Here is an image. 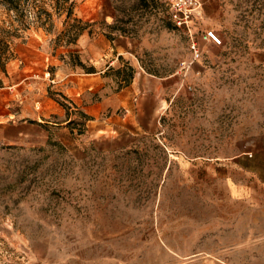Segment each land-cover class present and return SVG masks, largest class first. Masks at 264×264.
<instances>
[{
	"label": "rangeland",
	"instance_id": "rangeland-1",
	"mask_svg": "<svg viewBox=\"0 0 264 264\" xmlns=\"http://www.w3.org/2000/svg\"><path fill=\"white\" fill-rule=\"evenodd\" d=\"M71 1L83 34L133 39L127 57L145 72L185 80L164 84L143 145L115 156L98 151V139L114 132L96 133L99 123L79 115L72 136L50 126L45 138L38 118L22 114L37 109L34 88L24 86L10 104L31 139L14 141L0 117V264H264V0H222L219 15L202 13L195 36L213 30L223 43L197 70L190 38L163 0ZM35 13L23 28L0 6V27L17 30L7 38L8 65L18 47L45 35L54 56L68 50L87 72L64 18L48 33ZM129 63L120 58L105 72L116 82L110 92Z\"/></svg>",
	"mask_w": 264,
	"mask_h": 264
},
{
	"label": "crops",
	"instance_id": "crops-1",
	"mask_svg": "<svg viewBox=\"0 0 264 264\" xmlns=\"http://www.w3.org/2000/svg\"><path fill=\"white\" fill-rule=\"evenodd\" d=\"M222 11V0H208L202 13L206 17H213ZM203 35L201 38L195 36L200 45L199 57L194 60L191 49L187 56L189 64L192 63L189 65L192 70L202 66L204 59H217L220 53L218 46L202 39ZM47 40L45 35L30 39L27 44L18 47L15 60L8 65V76L5 77L8 84L1 89L4 98L0 100V117L8 123V130L12 131V139L16 142L31 139V133L14 121L19 114L11 110L10 104L18 102V94L25 86L28 90L34 88L37 109L22 114L28 118H38L40 123L37 127L45 138L50 134V126H54L60 136H72L79 115L85 122L95 120L99 123L96 133L114 132V136L106 135L98 139V151L102 155L115 156L118 152L130 150L134 152L152 134V123L157 111L162 107V102L166 101L164 98L167 90L164 84L180 85L185 80H176L177 74L157 78L145 72L140 62L136 63L127 57H134L133 53L137 49L138 44L133 39L121 37L111 42L103 35H91L89 32L82 34L75 46L80 49L84 64L89 62L90 68H95L96 73L93 74L74 66L69 60L68 50L66 53L58 51L54 56ZM206 45L209 47L207 50ZM104 57L112 58L106 61ZM120 58H127L129 65L134 68V76L128 86L110 92L116 82L104 74L116 67ZM154 79L157 81L154 82ZM52 118L55 123L48 122ZM108 214L107 210L105 216L110 217Z\"/></svg>",
	"mask_w": 264,
	"mask_h": 264
},
{
	"label": "trees",
	"instance_id": "trees-1",
	"mask_svg": "<svg viewBox=\"0 0 264 264\" xmlns=\"http://www.w3.org/2000/svg\"><path fill=\"white\" fill-rule=\"evenodd\" d=\"M0 6L5 9L7 12L8 18L12 20V23H18L23 28H27V13L30 10H36L35 19L40 24V27L48 25L46 31L50 33L54 28V19L55 18H64V24L69 26V29H66L65 35L70 37L71 43H75L77 39L85 31L81 25L83 21L75 17V4L71 0H0ZM48 7H51L53 11H49ZM13 14V15H10ZM72 22L70 25L69 23ZM16 29L13 31H8L3 27H0V87L3 85V80L1 74L8 76L7 65L10 61L8 54L11 52V46L8 43L9 37H12L16 32ZM85 70V67H83ZM130 72L122 79L119 88L128 86L134 76V69L129 68ZM88 74L96 73L95 68L91 67L86 70ZM118 75H121V69L117 71Z\"/></svg>",
	"mask_w": 264,
	"mask_h": 264
},
{
	"label": "built area",
	"instance_id": "built-area-1",
	"mask_svg": "<svg viewBox=\"0 0 264 264\" xmlns=\"http://www.w3.org/2000/svg\"><path fill=\"white\" fill-rule=\"evenodd\" d=\"M168 7L169 19L173 25L185 31L190 38V49L194 55V60L199 57L200 45L195 38L192 27L194 22L201 17L205 4L208 0H163ZM204 41L212 42L216 46H221L222 38L213 30L206 31L202 37ZM192 64V63H191ZM189 64V65H191Z\"/></svg>",
	"mask_w": 264,
	"mask_h": 264
}]
</instances>
